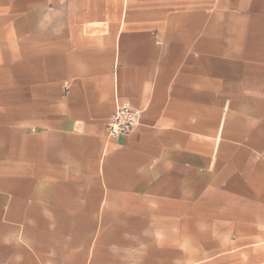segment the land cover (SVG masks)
I'll return each instance as SVG.
<instances>
[{"label":"crops","instance_id":"0c3cea01","mask_svg":"<svg viewBox=\"0 0 264 264\" xmlns=\"http://www.w3.org/2000/svg\"><path fill=\"white\" fill-rule=\"evenodd\" d=\"M0 264H264V0H0Z\"/></svg>","mask_w":264,"mask_h":264},{"label":"built area","instance_id":"2783aa9c","mask_svg":"<svg viewBox=\"0 0 264 264\" xmlns=\"http://www.w3.org/2000/svg\"><path fill=\"white\" fill-rule=\"evenodd\" d=\"M139 112L130 104H122L114 113L108 129L111 136L130 133L138 123Z\"/></svg>","mask_w":264,"mask_h":264}]
</instances>
